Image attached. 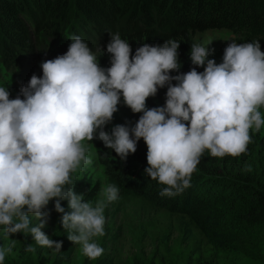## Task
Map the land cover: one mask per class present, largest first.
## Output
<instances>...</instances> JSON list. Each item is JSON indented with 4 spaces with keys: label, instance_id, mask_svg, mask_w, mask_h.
Masks as SVG:
<instances>
[{
    "label": "clouds",
    "instance_id": "clouds-1",
    "mask_svg": "<svg viewBox=\"0 0 264 264\" xmlns=\"http://www.w3.org/2000/svg\"><path fill=\"white\" fill-rule=\"evenodd\" d=\"M179 47L173 39L163 45L143 43L132 55L129 42L111 34L106 46L110 67L103 68L96 52L74 36L68 51L43 61L42 76L33 74L16 98L0 86V228L6 238L30 235L36 245L60 252L62 242L42 231L50 217L48 205L55 201L67 239L89 260L103 255L96 239L106 234V202L116 201L119 189L105 186L93 206L75 193L72 178L92 164L87 142L94 139L121 161L143 139L145 174L163 186L162 197L191 186L206 151L214 158L247 155L250 133L264 126L260 42L228 43L219 64L208 59L214 49L194 43L190 60L195 67L173 76L182 66ZM165 87V105L148 108V98ZM121 97L133 114L141 115L134 126L117 124L109 134L104 129L119 111ZM63 200L70 211L61 206ZM32 217L36 226H30ZM15 245L11 239L0 247V264ZM35 250L32 244L25 247L26 252Z\"/></svg>",
    "mask_w": 264,
    "mask_h": 264
},
{
    "label": "trees",
    "instance_id": "trees-1",
    "mask_svg": "<svg viewBox=\"0 0 264 264\" xmlns=\"http://www.w3.org/2000/svg\"><path fill=\"white\" fill-rule=\"evenodd\" d=\"M208 30H227L238 44L259 41L264 50V0H0V62L9 70L30 77L33 62L48 45H59L49 58L54 59L65 54L72 37L77 36L97 54V49L103 50L108 44L111 34L119 33L134 54L143 43L163 45L169 39L178 41L182 66L179 73H170L175 76L195 67L190 60L194 34ZM166 92L167 87L159 89L155 97L148 98L147 107L164 106ZM118 107L123 120L113 119L104 129L109 134L117 124L134 126L141 115L133 114L122 97ZM250 135L252 143L247 155L214 158L206 151L192 175L191 186L173 197H162L163 186L145 174L147 146L143 139L126 161L105 148L99 139L91 142L108 184L119 189L118 197H139L174 212H189L181 200L183 196L202 208L203 220L198 217L195 223L205 234L215 237L219 246L264 260V137L258 138L252 132ZM74 191L84 197V202L92 203L100 192V184L91 185L81 177L74 182ZM54 204L50 201L48 205L50 217L42 231L62 242L61 251L40 247L30 235L27 237L40 263L68 264L74 244L67 239L68 232L63 229L61 214L55 212ZM31 220L30 226L39 223L35 217Z\"/></svg>",
    "mask_w": 264,
    "mask_h": 264
},
{
    "label": "rangeland",
    "instance_id": "rangeland-1",
    "mask_svg": "<svg viewBox=\"0 0 264 264\" xmlns=\"http://www.w3.org/2000/svg\"><path fill=\"white\" fill-rule=\"evenodd\" d=\"M195 44L208 46L214 52L208 59H214L217 64L222 62L224 49L233 41L232 34L227 30H208L194 34ZM107 46V45H106ZM97 53L100 66L108 68L110 54L106 51ZM58 44L48 45L33 62L32 75L42 76L41 63L54 55ZM264 51V50H261ZM132 55H134L132 48ZM206 66V65H205ZM31 75V76H32ZM28 79L18 70L11 71L0 62V86L8 88L10 99L16 98L21 86L27 85ZM22 98V97H21ZM119 108V107H118ZM260 111L264 114V107ZM122 112L114 114L115 120H123ZM258 138L264 137V126L259 132H252ZM88 156L92 164L82 171L72 174L73 181L85 177L89 184L98 182L100 192L92 202L93 206L101 199L102 189L109 185L103 167L96 158V148L92 142ZM184 200L185 210L189 212H174L149 203L139 197L120 198L106 202L104 215L106 218L105 235L96 239L104 249L103 255L92 261L85 257L79 245H74V251L68 264H264V260L247 257L235 251H227L217 244L215 237L205 234L195 223L202 218L203 210L193 202ZM187 201V202H186ZM186 202V203H185ZM66 212L70 211L67 200L62 201ZM11 239L16 245L11 254L6 255L4 264H43L38 261L34 252H26L25 247L30 240L25 234H15L6 238L0 228V247L10 244ZM23 241V243H22ZM264 249V241L261 243ZM49 264V263H45Z\"/></svg>",
    "mask_w": 264,
    "mask_h": 264
}]
</instances>
